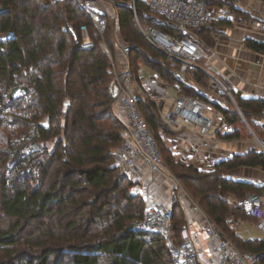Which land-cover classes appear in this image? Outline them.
<instances>
[{"label": "trees", "instance_id": "1", "mask_svg": "<svg viewBox=\"0 0 264 264\" xmlns=\"http://www.w3.org/2000/svg\"><path fill=\"white\" fill-rule=\"evenodd\" d=\"M204 1L216 6L211 0ZM0 2L5 9L0 15V32L15 34L0 45V116L4 114L0 118V206L13 222L10 229H0V250H6L9 256L0 264H168L167 256L172 264L164 237L134 229V221L145 212L143 198L131 195L130 182L114 163L124 125L115 115L114 101L108 94L111 63L101 46L103 41L113 46L111 29L100 36L71 1ZM138 5L139 18L144 21L146 6L141 2ZM119 12L120 36L132 47V68L140 61L149 64L163 80L177 83L182 93L199 96L177 77L178 66H172L167 55L143 38L132 10L121 6ZM66 23L76 28L87 24L96 46L82 49L79 41L63 30ZM201 39L212 44L208 36ZM142 42L147 48L141 46ZM247 44L264 50L262 43L248 40ZM195 73L205 76L200 71ZM15 82L33 87L28 104L31 114L27 117L7 111L20 105L9 93ZM236 101L250 124L254 115H262L263 101ZM141 109L155 136L160 128L168 129L154 102H142ZM228 120L235 126L233 135L239 126V132L248 131L236 111L228 114ZM8 122L16 129L11 131ZM254 125L251 127L262 139L264 136L256 131L259 127ZM23 134H34L32 141L39 145L38 150L22 153L29 143ZM156 138L161 148L164 142L160 136ZM163 147L169 169L222 233L241 250L259 254L255 264H264V238H244L233 223L235 218L248 216L241 207L242 199L250 193L264 197V186L227 175L238 167L264 169V152L251 150L203 171L179 160L168 146ZM178 210L182 211L181 207L175 208L173 221L177 230L185 222L183 211V216L176 219ZM54 215L60 217L57 225L24 240L30 251L18 253L23 231Z\"/></svg>", "mask_w": 264, "mask_h": 264}, {"label": "built area", "instance_id": "2", "mask_svg": "<svg viewBox=\"0 0 264 264\" xmlns=\"http://www.w3.org/2000/svg\"><path fill=\"white\" fill-rule=\"evenodd\" d=\"M66 1L75 3L86 14L100 36H104L111 29L112 35L117 38L122 32L119 8L126 6L132 10L143 38L154 49L165 53L172 60V66L181 65L187 69L198 67V61L201 59L210 61L218 55L214 49L206 50L199 44L195 30L216 20H236L235 14L229 9L208 5L204 0ZM255 1L264 4V0ZM140 2L146 6L144 21L139 18ZM4 11L0 2V15L4 14ZM260 19L264 24V16ZM63 30L79 41L82 49H93L96 46L87 24L76 28L72 23H66ZM14 36L11 31L0 32V45ZM101 46L111 63L112 79L107 87L108 94L114 103L120 106L121 110L115 111V115L124 125L123 140L114 151V163L121 168L130 182L131 195L143 197L146 201L144 215L134 221V229L164 237L172 264H255L260 255L241 250L225 236L169 169L154 131L141 109L142 102L152 101L169 129L175 132L189 130L214 140L219 134L235 132V126L228 120V114L236 111L246 121L235 98L226 88L223 89L225 95L218 100L179 91L175 98L170 99L172 106L165 114L164 98L155 100L148 86L149 82L155 83L161 78L160 73L156 71L153 77H144L143 62L132 68V47L122 39L118 38L113 47L106 41H103ZM114 47L120 50L123 56L121 60L115 57ZM212 81L218 80L212 76ZM15 88H25L26 92L17 98L20 105L10 107L7 111L27 117L31 114L28 104L31 102L33 87L15 82L9 93ZM262 115L264 116V109ZM1 117L4 118V114ZM7 127L11 131L16 129L12 122H8ZM33 136L34 134H23V138L29 141L22 150L23 154L29 155L38 150L39 145L32 141ZM257 140L264 148V143L258 138ZM187 149L185 154L192 153L195 148ZM160 176L167 177L172 182L170 190L163 193H159L161 191L157 177ZM176 207H181L185 216V222L178 230L173 224ZM241 207L254 219L255 228L264 236L262 197L251 193L242 199ZM234 226L237 228L240 223Z\"/></svg>", "mask_w": 264, "mask_h": 264}, {"label": "crops", "instance_id": "3", "mask_svg": "<svg viewBox=\"0 0 264 264\" xmlns=\"http://www.w3.org/2000/svg\"><path fill=\"white\" fill-rule=\"evenodd\" d=\"M233 2L237 9V11H234L236 15L235 22H218L221 25L219 34H224V37L214 35V45H211L205 43L195 34L197 41L204 49H214L218 55L210 61L204 60V62L198 63V67L194 69H187L180 65L176 69V75L195 94L202 97L218 100L225 95L223 89L226 88L235 100L237 98L257 99L264 102V50L252 48L247 44L248 40L264 44V24L260 19L264 16V4L255 0H233ZM237 15L239 16L237 17ZM117 52L121 57L120 50H117ZM197 71L205 74V76L201 77V74L197 76L195 73ZM155 72L154 69L152 73L144 70V77L149 75L153 77ZM212 76L217 78L218 81H212ZM204 81H210V84L204 87L202 85ZM156 82H149L148 86L151 88L155 100L164 98V106H166L167 102L171 103L170 99L178 95L180 89L177 87V83L171 84L162 78L157 79ZM216 84H218V87ZM169 88L176 90L175 97L169 96ZM114 110L120 111L121 108L116 105ZM253 120L264 136V116L254 115ZM236 129L234 135L233 133L219 134L214 140L191 133L189 130L176 132L175 135L171 136L172 138L164 134L162 139L168 142L169 149L176 157L190 158L195 161L197 166L203 160L201 165L206 163V169L212 170L216 164L236 155L245 154L251 150L264 152L258 148V140L256 142L254 138L253 144V140L250 141L248 138H244L245 134L238 131V129H241L240 126ZM262 140L264 143V137ZM191 147L195 148L193 152L185 154L187 148ZM227 175L237 181H245L258 187L264 186V169L261 167H238L228 171ZM164 179L167 180L164 181ZM157 180L161 191L159 193L166 192L172 187V182L167 177L160 176L157 177ZM262 200L264 201V197H262ZM251 219L253 220L251 225L255 227L254 219ZM259 233L261 237L258 238H264L260 231Z\"/></svg>", "mask_w": 264, "mask_h": 264}, {"label": "rangeland", "instance_id": "4", "mask_svg": "<svg viewBox=\"0 0 264 264\" xmlns=\"http://www.w3.org/2000/svg\"><path fill=\"white\" fill-rule=\"evenodd\" d=\"M211 3L215 4L216 6H218L220 8H231L232 10H230V11L234 13L235 5H234L233 0H211ZM238 16L239 15H237V17ZM235 18H236V15H235ZM224 22H227V21H224ZM220 26L221 25L218 23V20H216V21L213 22V24H210V26H206V27H203V28L198 29L197 30L198 32L196 33V35H197V37H200V38H204V37L208 36V38L211 39V42H212L211 45H214V40H215L214 39V35H217V36L220 35L219 34ZM223 35L224 34L221 33L220 37H224ZM118 38L120 40V39L123 38V36H120ZM118 38L115 37V36H112V38H110V41L112 42V45H114V43L117 41ZM141 46L147 48V45H146L145 42H142L141 43ZM113 51H114L115 57H117L118 59H121L122 58V56L121 57L119 56L120 54L117 52V50L115 49V47L113 48ZM202 62H204V59H201V60L198 61V63H202ZM143 69L145 71H147V72H150V73L153 72V69L151 68V66L149 64H145L143 66ZM208 84H210V81H208V82L204 81L202 83V85L204 87H207ZM216 85L218 87V84H216ZM192 92L195 94V92L193 90H192ZM168 94H169L170 97H175L176 94H177V92H176V90L174 88H169L168 89ZM113 106H114V108H116V104L115 103H113ZM171 106H172V103L167 102L166 106L164 107L165 114L168 113V111L170 110ZM239 118H241V117L239 116ZM241 120L245 124L246 128L248 129L247 132L245 131L244 138H246V139L248 138L250 141L253 140V144H254V138H255V140L257 142V135L255 134V132L253 130V128L255 127L254 121H250L251 122V124H250L248 120L245 121L243 118H241ZM168 129H169V127H168ZM168 129H166V128L165 129L164 128H160L157 131L156 136H160L161 138H163L162 136L164 134H166V135H168L170 137L176 134V132L173 131V130H171V129H169V133H166L165 131L168 130ZM170 130L172 132H174V133H170ZM256 131L261 135V137H263L262 133L260 132V130L258 128H256ZM258 138L263 142V140L259 136H258ZM161 140H163V139H161ZM163 142H164V144L161 143V149H162V146H164V147L165 146H168V142L166 140L165 141L163 140ZM257 146H258V148L260 150L264 151V148L262 147V145L259 142H258ZM197 151H198V149H197ZM170 152H171V150H170ZM196 153L197 152L195 151V154ZM204 155H205V153H204ZM178 159L179 160H182L185 163L193 164L194 166H196L200 170H203V171L208 170V169H206L207 168V166L205 165L206 163H204V164L201 165V163H202L203 160H201L200 161L201 162L200 165L197 166L196 163H195V161H193L190 158L189 159H185L184 157H179ZM166 180L167 179H164V181H166ZM130 188H131V185H130ZM130 188H129V190H130ZM159 196H161V195H159ZM233 198H231V199L234 200ZM143 205L146 207V201H145L144 198H143ZM182 216H183L182 211L181 210H178L177 213H176V219H178V218L180 219ZM58 218H60V217H57V215H54L53 218L47 217L43 221H39L38 220L35 223H33L34 224L33 225L34 226L33 228L29 229L28 231L27 230L26 231H23V233H22L23 244L19 247L18 253H23V252H26V251H30V248L28 247L27 242H25L26 239H30L33 236H37L39 234H42L43 233V230L46 231L51 226L57 225V221H59ZM233 223L234 224H236V223H240L241 224L242 223L241 226H240V228L239 227L236 228V230L239 231V233H240V235L242 237H244V238H250V239H255V238L261 237V234L259 233V231L255 227H253L251 225L253 223V220L250 217L246 216V217H242V218H239V219H236L235 218V220H233ZM12 225H13V222L11 221L10 218H8V217H6L4 215V211L1 209V206H0V229L8 230V229H10L12 227ZM41 238L44 240L43 237H41ZM41 238H39V239H41ZM8 257L9 256H8V253H7L6 250H4V249L3 250H0V260H6V259H8ZM166 261L168 262V264H170V260H169V257L168 256H167Z\"/></svg>", "mask_w": 264, "mask_h": 264}, {"label": "water", "instance_id": "5", "mask_svg": "<svg viewBox=\"0 0 264 264\" xmlns=\"http://www.w3.org/2000/svg\"><path fill=\"white\" fill-rule=\"evenodd\" d=\"M165 54V53H163ZM166 55V54H165ZM26 92V89L25 88H15L11 94H10V97L12 100H16L17 98L21 97L23 93Z\"/></svg>", "mask_w": 264, "mask_h": 264}]
</instances>
